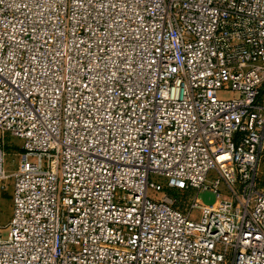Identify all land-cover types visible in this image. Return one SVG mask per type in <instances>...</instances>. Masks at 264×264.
<instances>
[{
    "label": "built area",
    "instance_id": "built-area-1",
    "mask_svg": "<svg viewBox=\"0 0 264 264\" xmlns=\"http://www.w3.org/2000/svg\"><path fill=\"white\" fill-rule=\"evenodd\" d=\"M0 178V264H264V0H0Z\"/></svg>",
    "mask_w": 264,
    "mask_h": 264
},
{
    "label": "rangeland",
    "instance_id": "rangeland-1",
    "mask_svg": "<svg viewBox=\"0 0 264 264\" xmlns=\"http://www.w3.org/2000/svg\"><path fill=\"white\" fill-rule=\"evenodd\" d=\"M225 98H232L234 94L225 93L221 95ZM11 148H7L5 168L10 174L17 167L22 151V142L16 138H10ZM34 158H30L34 162ZM11 171V172H10ZM7 186V187H6ZM11 180L0 178V227H7L13 215V198H12ZM199 199L204 206L215 205L218 201V195L210 191H202ZM7 238V236H5Z\"/></svg>",
    "mask_w": 264,
    "mask_h": 264
}]
</instances>
